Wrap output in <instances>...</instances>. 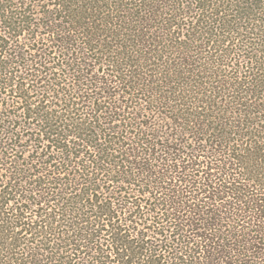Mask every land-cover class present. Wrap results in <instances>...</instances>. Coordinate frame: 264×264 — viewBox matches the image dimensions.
Returning <instances> with one entry per match:
<instances>
[{
  "label": "trees",
  "instance_id": "obj_1",
  "mask_svg": "<svg viewBox=\"0 0 264 264\" xmlns=\"http://www.w3.org/2000/svg\"><path fill=\"white\" fill-rule=\"evenodd\" d=\"M0 264H264V0H0Z\"/></svg>",
  "mask_w": 264,
  "mask_h": 264
}]
</instances>
